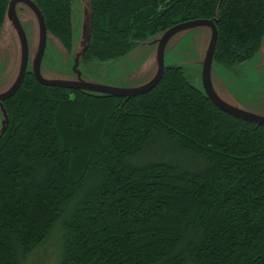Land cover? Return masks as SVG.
<instances>
[{
    "label": "trees",
    "instance_id": "1",
    "mask_svg": "<svg viewBox=\"0 0 264 264\" xmlns=\"http://www.w3.org/2000/svg\"><path fill=\"white\" fill-rule=\"evenodd\" d=\"M73 1L35 0L67 48ZM8 4L0 0V26ZM91 7L85 63L209 19L214 61L237 72L264 36V0ZM3 104L0 264L29 262L59 231L60 264H264V125L218 108L184 67L167 66L156 87L129 98L45 86L29 69ZM160 141L198 167L153 158Z\"/></svg>",
    "mask_w": 264,
    "mask_h": 264
},
{
    "label": "rangeland",
    "instance_id": "2",
    "mask_svg": "<svg viewBox=\"0 0 264 264\" xmlns=\"http://www.w3.org/2000/svg\"><path fill=\"white\" fill-rule=\"evenodd\" d=\"M89 1H73V36L70 48L51 32L48 33L40 67L42 78L121 90H134L148 84L154 79L159 67L160 33L114 61L92 60L85 63L84 57L79 58L87 34ZM15 11L27 40L29 69H32L40 47V21L36 12L24 1L17 2ZM211 32V28L204 25L180 29L170 36L164 50L165 65L184 67L188 80L202 90V72ZM262 40L258 52L237 72L213 61L209 86L214 96L224 105L264 118V36ZM21 53V37L10 13L0 26V94L14 83L20 68ZM3 123L4 113L0 104V131ZM150 150L153 158L165 157L180 168L198 167L161 141L155 143ZM59 239L60 231L24 264H60Z\"/></svg>",
    "mask_w": 264,
    "mask_h": 264
},
{
    "label": "water",
    "instance_id": "3",
    "mask_svg": "<svg viewBox=\"0 0 264 264\" xmlns=\"http://www.w3.org/2000/svg\"><path fill=\"white\" fill-rule=\"evenodd\" d=\"M18 1H24L28 3L32 7V9L36 12V14L38 15L39 21H40V35H41L40 36V47H39L38 56H37L35 65L34 67L32 66V69H30V71H32L37 81L41 83L42 85L59 86L63 88L83 90V91L94 93V94L114 96V97H128L129 98L132 96L144 94L152 90L154 87H156L164 75L165 68L167 67L164 62V50H165L166 43L168 39L170 38V36L176 31L183 29V28L204 25V26H209L212 32H211L210 45L207 51V57L205 59L204 68L202 72L203 73L202 79H203V85H204L203 92L213 102V104L216 105L221 110L231 115H234L238 118H242L250 122H255L257 124L264 125V118L253 116L245 112L233 109L227 105H224L214 96V94L212 93L210 89L209 77H210L211 68H212V64L214 61V54H215L216 45L218 41V29H217V26L214 20L197 19V20L187 21V22L177 24L167 29L164 32H161L160 33L161 35L160 50H159L160 62H159V67H158L157 73L155 74L154 79L150 81L148 84H146L145 86H142L134 90H121V89H110V88L107 89V88L97 87V86H93L91 84H86L82 82L73 83V82H64V81L44 80L40 73V67H41L42 59H43L45 49H46L47 35L49 33L47 26H46L44 15L41 9L39 8V6L36 4L35 0H9L5 19L8 17L10 13L12 14L15 24L17 26V30L21 37L22 53H21V62H20L19 72L17 74V77L14 83L11 85V87L7 91L0 94V104H1V107L4 113V123H3V128L0 131V135L5 131L7 123H8V116H7V112L5 110L3 102L9 99L10 97H12L18 91V89L21 87L28 73V70H29V48H28V44H27V40H26L24 31H23V28L19 22V19L15 11L16 4ZM91 21H92V7H91V0H90L89 1L87 34H86V39L84 41L83 51L80 54L79 58L84 57V54L88 47V42L91 36Z\"/></svg>",
    "mask_w": 264,
    "mask_h": 264
}]
</instances>
